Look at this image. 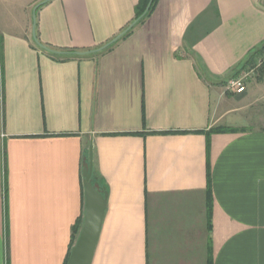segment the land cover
I'll use <instances>...</instances> for the list:
<instances>
[{"label": "crops", "instance_id": "crops-1", "mask_svg": "<svg viewBox=\"0 0 264 264\" xmlns=\"http://www.w3.org/2000/svg\"><path fill=\"white\" fill-rule=\"evenodd\" d=\"M43 0H0V264H66L92 158L91 264H264V0H157L58 54ZM140 0H50L36 36L96 49ZM129 30V31H130ZM254 124V125H253Z\"/></svg>", "mask_w": 264, "mask_h": 264}, {"label": "water", "instance_id": "water-1", "mask_svg": "<svg viewBox=\"0 0 264 264\" xmlns=\"http://www.w3.org/2000/svg\"><path fill=\"white\" fill-rule=\"evenodd\" d=\"M50 0H43L39 2L34 8V38L36 42L43 48L58 54H73V55H89L93 53H99L117 42L125 33L132 29L150 10V7L154 0H150L144 13L137 19H135L123 32L117 35L114 39L106 44L92 50L86 51H56L44 46L37 39L36 36V15L40 6L47 3ZM84 187H85V213L84 220L76 240L75 245L72 248L71 254L67 261V264H91L92 258L95 252V248L98 242L100 230L102 227V221L104 218L106 208V196L98 189L92 180V158L86 165L84 170Z\"/></svg>", "mask_w": 264, "mask_h": 264}, {"label": "built area", "instance_id": "built-area-1", "mask_svg": "<svg viewBox=\"0 0 264 264\" xmlns=\"http://www.w3.org/2000/svg\"><path fill=\"white\" fill-rule=\"evenodd\" d=\"M261 55L255 57L254 64H249L246 68L240 70L237 74L229 78L226 82V88L235 93H243L247 89L248 80L256 75L264 67V45L262 46Z\"/></svg>", "mask_w": 264, "mask_h": 264}, {"label": "trees", "instance_id": "trees-1", "mask_svg": "<svg viewBox=\"0 0 264 264\" xmlns=\"http://www.w3.org/2000/svg\"><path fill=\"white\" fill-rule=\"evenodd\" d=\"M149 1H150V0H140L139 4H138V6H137V15H136V19L139 18V17L144 13V11H145V9H146V7H147ZM156 2H157V0H154V1H153L152 5H151V7H150V10L147 12V14H146V15H145L140 21L144 20V18H145L146 16H148V15L151 13V11L153 10V8H154ZM140 21H139V22H140ZM130 32H131V30L128 31L127 33H125L124 36L128 35ZM115 44H116V43L112 44L111 46H109L108 48H106L105 50H103L102 52H104V51L110 49V48L113 47ZM262 48H263V47L261 46V48H260L259 50L261 51ZM75 50H76V49H72V51H75ZM93 176H94V178H93V183L98 187L99 190H101V191H105V190H104V187L102 186V184L100 183V181L98 180V178H96L95 175H93ZM82 224H83V219L80 220L79 222H77V225L74 227V242H75V241L77 240V238H78V235H79V233H80V230H81ZM68 259H69V258H68ZM67 261H68V260H67ZM67 261H66V264H67Z\"/></svg>", "mask_w": 264, "mask_h": 264}, {"label": "rangeland", "instance_id": "rangeland-1", "mask_svg": "<svg viewBox=\"0 0 264 264\" xmlns=\"http://www.w3.org/2000/svg\"><path fill=\"white\" fill-rule=\"evenodd\" d=\"M254 125V124H253Z\"/></svg>", "mask_w": 264, "mask_h": 264}]
</instances>
